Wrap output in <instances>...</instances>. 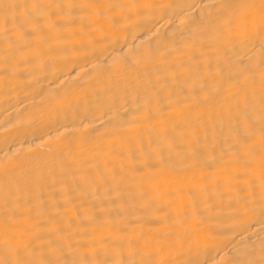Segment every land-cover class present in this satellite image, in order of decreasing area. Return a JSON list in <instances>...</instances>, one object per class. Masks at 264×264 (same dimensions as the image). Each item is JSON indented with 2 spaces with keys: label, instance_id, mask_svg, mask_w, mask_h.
I'll use <instances>...</instances> for the list:
<instances>
[{
  "label": "bare ground",
  "instance_id": "1",
  "mask_svg": "<svg viewBox=\"0 0 264 264\" xmlns=\"http://www.w3.org/2000/svg\"><path fill=\"white\" fill-rule=\"evenodd\" d=\"M0 264H264V0H0Z\"/></svg>",
  "mask_w": 264,
  "mask_h": 264
}]
</instances>
